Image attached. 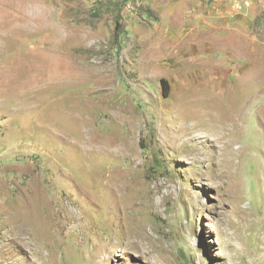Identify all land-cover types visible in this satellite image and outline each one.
Listing matches in <instances>:
<instances>
[{"label": "rangeland", "instance_id": "1", "mask_svg": "<svg viewBox=\"0 0 264 264\" xmlns=\"http://www.w3.org/2000/svg\"><path fill=\"white\" fill-rule=\"evenodd\" d=\"M0 264H264V0H0Z\"/></svg>", "mask_w": 264, "mask_h": 264}]
</instances>
